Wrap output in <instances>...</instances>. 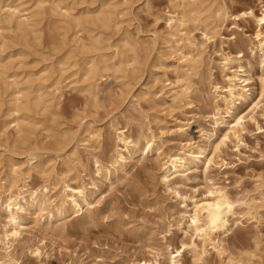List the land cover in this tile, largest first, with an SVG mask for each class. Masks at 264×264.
Returning a JSON list of instances; mask_svg holds the SVG:
<instances>
[{
	"label": "rangeland",
	"instance_id": "1",
	"mask_svg": "<svg viewBox=\"0 0 264 264\" xmlns=\"http://www.w3.org/2000/svg\"><path fill=\"white\" fill-rule=\"evenodd\" d=\"M117 1L120 9H126L120 16L123 20L120 30L114 31L121 34L109 32L103 37L106 43H121L123 31L131 30V36L143 47L136 74L127 69L108 72L98 81L96 97L80 90L83 84L72 82L74 77L65 79L67 81L62 82L63 89L60 90L63 95L55 102L53 111L40 113L37 116L39 125L30 128L38 155L32 163L40 161L41 166L31 171L30 178L18 176L19 188L15 189L24 188L22 190L29 195L33 188L43 186L44 176H51L52 181L57 182L49 192L51 199L58 201L64 196V185L69 182L87 192L91 205L76 214L69 210L61 216L53 206H48L42 213L34 209L23 212L24 224L18 235L10 240L9 247L4 230L11 229L12 225L0 204V260L10 255L18 264H143L154 262L156 254L162 252L159 263L167 264L168 250L191 236L190 231H185L188 229L186 211L191 213L194 202L208 197L214 188H222L236 202V213L230 217L229 230L217 238L223 242L225 251L218 254L207 243L203 260L184 251L182 261L184 264H231L229 254L238 256L242 253L250 257L253 252L256 255L251 256V264H264V206L259 207L257 214L246 210V203H260L261 192H264V55L256 36L259 23L249 17L234 20L235 15L249 8L261 15L264 0H218V3H226L233 16L225 21H213L210 39H206L200 29L191 32L200 44L203 64L199 75H190L189 97L181 101L172 97L174 89L181 92L182 88L173 71L180 64V54L173 47L175 38L168 34L166 22L174 3L179 0ZM11 46L5 53L12 51L17 55L23 48L16 44ZM114 49L100 53L110 63L128 53L121 48L122 54L112 56ZM23 50L27 55L23 58L15 56L13 64L27 63L13 65L12 70L40 73L55 53L51 47ZM228 56L232 63L226 69L225 58ZM51 61L56 63V58ZM239 65L249 68L252 77L247 85L248 100L238 99L235 107V114L245 117L244 128L237 135H230L214 151L213 145L221 142L227 126H215L210 120L214 108L224 107L210 80L224 87L226 75H231V70H239ZM123 67L129 68V65ZM46 84L50 85L49 81ZM53 89L51 86L48 90ZM4 106L0 111V127L6 117ZM187 122L197 128L195 132L202 129L206 136L211 134V142L207 138H197L196 133L182 136L176 131L179 125ZM116 126H126L125 130L135 136L147 134L151 128L162 152H174L195 137L191 141L195 142L194 151L207 149L206 155L213 157V163L206 169L202 162L186 172L174 188L179 192L176 193L167 189L161 180L160 160L155 150L141 161L135 157L121 161L120 166L113 164ZM46 127L52 129L49 131ZM95 130L101 132V144L98 138L87 134ZM53 131L67 133L60 144L50 136ZM10 133L11 138L16 137L12 130ZM3 139L0 132V157L4 159L0 164V185L4 182L1 179L6 176L11 155L23 169L29 166L24 151L5 145ZM56 150H61L59 153L63 157L56 159L59 154ZM94 159L100 160L102 170H97ZM67 165L78 167L67 172ZM4 191L5 188L0 187L3 200L7 196ZM47 210H52L55 215L50 220ZM195 241L200 248L203 246L201 239ZM244 264L249 263L245 261Z\"/></svg>",
	"mask_w": 264,
	"mask_h": 264
},
{
	"label": "bare ground",
	"instance_id": "2",
	"mask_svg": "<svg viewBox=\"0 0 264 264\" xmlns=\"http://www.w3.org/2000/svg\"><path fill=\"white\" fill-rule=\"evenodd\" d=\"M217 1L179 0L174 3L173 10L166 17L168 34L175 38V46L173 47L176 53L180 54L178 58L180 64L173 69L176 74V81L182 83L181 92L175 89L172 92V97L176 101L185 100L189 97L190 75H199L203 64L200 56L202 53L200 44L191 35V32L194 29H200L203 36L206 39H210L209 33L214 27H210L212 22L217 19L225 21L233 16L224 1L221 3ZM263 7L264 5L261 7V15H257L253 8H249L240 15H235L234 20H238L241 17H249L259 23L260 29L257 31L256 36L259 39L258 44L261 54L264 55ZM124 10L126 11L125 8L120 9L117 0H0V111L4 105L6 106V117L2 120L0 132L4 135V144L23 150L29 163V166L23 169L22 164L11 155L8 158L6 176L1 179L4 182L1 183L0 187L5 188L4 192H7V196L3 200L0 194V204H2L3 211L12 225L11 229L6 228L4 230V234L8 239L7 246L9 245V247L11 246L10 240L18 235L20 226L24 224L25 217L23 212L26 213L34 209L36 212L42 213L48 206H53L58 215L61 216L69 210H73L72 213L76 214L91 205L87 192L85 193L81 186H72L69 182L64 185V196L58 201L51 199L49 192L57 183L52 181L51 176H44L43 186L37 189L33 188V190L29 191V195H26L22 190L24 188L15 189L19 188L17 185L18 176L26 175L27 178H30L31 171L41 166L40 161L32 163L38 155L36 142L34 144L32 140L31 126L36 127V125H39L40 120L37 116L40 113L53 111L52 107L56 104L55 102L63 95L60 90L63 89L62 82L67 81L65 79L74 77L72 82L83 84L82 88L80 89L79 87L78 89L96 97L98 81L106 76L108 72L112 71V73H115L127 69L136 74L137 64L141 62L143 47L140 41L131 36V30L126 28L123 31L124 37L120 39L121 43H106L107 40L103 37L104 34L120 30V24L123 23L120 16L124 15ZM116 32L114 33L115 35L118 34ZM11 44L20 45L23 48H21V51L18 49L20 52L17 55L12 51L5 53L6 48L8 50V47H12ZM30 47H34L37 50L51 47V50L55 53H52L49 58L50 62L40 70V73L12 70L15 68L13 67L14 60L12 59L16 58L15 56H22L23 58L27 55L23 49L26 50ZM113 47L115 49L112 56L119 55L122 52L120 51L121 48L123 52L126 51L128 53L124 54V56L121 55L117 62L110 63L104 54L100 52ZM55 55L56 63L51 61L55 59ZM112 59L114 58L112 57ZM21 62L27 63L25 61ZM231 63L232 59L229 56L226 57V69L230 68L229 64ZM126 64L129 65V68L123 67ZM231 71L233 72L231 75H226L227 82L224 87L219 85L217 81L210 80L216 96L219 97V100L224 105V107L214 108L210 115V120L215 126H227V131L223 134L221 142L216 145L212 144L215 147L214 151H217L219 145L225 143L230 135H237L244 128L245 117L235 114V107L238 99L246 101L249 98L247 85L252 78L251 71L243 65H239V70ZM47 81H49L50 85L46 84ZM51 86L54 89L48 90ZM230 118H233V120H230ZM114 128L117 141L113 164L120 166L121 161H125L127 158L135 159V157H138L137 161H141L155 150L157 159L160 160L161 180L167 189H171L176 193L179 192L174 190V188H176L175 186L179 180L185 177L186 172L197 168L199 163L204 162L206 169L213 163V157H207L206 155L207 149L194 151L195 142L191 141L195 137L183 143L174 152H162L160 151L161 145L156 140L157 137H155L151 128L149 133L140 136H135L125 130L126 126H116ZM46 129L50 131L52 128L46 127ZM196 129V127L187 122L179 125L176 131L182 136L188 133L189 135L196 133L197 138H207L208 142H211V134L206 136L202 129L195 132ZM11 130L16 134V137L11 138ZM82 134L84 135V133ZM87 134L91 138H98L97 140L100 143L101 132L99 130L90 131ZM66 135L67 133L56 131L50 133V136L59 144L62 142L61 140L65 139ZM87 138L89 137L87 136ZM87 143L90 142L87 140ZM212 145L210 144V146ZM60 151L58 150L57 152L56 150L57 153ZM56 152L55 154H57ZM126 152L128 156H126ZM73 153L75 155V152ZM73 153L71 154L72 156ZM201 156H204L205 159L203 160ZM59 157H63V155L61 153L57 154L56 159ZM76 159H79V157H76ZM3 161L4 159L0 157V164ZM95 163L97 170H102L103 165L100 160L96 159ZM67 166V172L73 171L75 167ZM77 167L78 165L75 168L77 169ZM27 178L25 177V179ZM260 201V203L255 201L252 204L246 203L247 212L257 214L259 207L264 206L263 191L261 192ZM86 211H88L87 208ZM186 213H188V229L185 231L187 233L190 231L191 236L188 240H182L177 247L169 249L170 245L168 246L167 264H184L182 261L184 251L192 252L197 260H203L207 254V243L212 245L218 254H222L225 251L223 242L220 239L217 240V238L220 234L229 230L230 217L236 213V202L222 188H214L209 192L208 197L194 202L191 213L188 211ZM47 216L50 220L55 215L52 210H47ZM196 238L202 240L203 246L201 248L196 243ZM162 254V252L157 253L154 262L145 261L143 264H161L159 263V257ZM253 255H256V253L252 252L251 256ZM251 256L246 257L242 253L238 256L229 254L228 258L231 264L236 262L244 264L245 261L251 264ZM0 264L18 263L10 255H7L0 260Z\"/></svg>",
	"mask_w": 264,
	"mask_h": 264
}]
</instances>
